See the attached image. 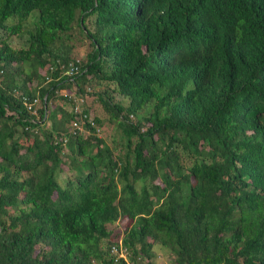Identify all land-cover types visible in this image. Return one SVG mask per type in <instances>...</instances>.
I'll use <instances>...</instances> for the list:
<instances>
[{"label":"trees","instance_id":"trees-1","mask_svg":"<svg viewBox=\"0 0 264 264\" xmlns=\"http://www.w3.org/2000/svg\"><path fill=\"white\" fill-rule=\"evenodd\" d=\"M0 32V264H264V0H0Z\"/></svg>","mask_w":264,"mask_h":264},{"label":"rangeland","instance_id":"rangeland-1","mask_svg":"<svg viewBox=\"0 0 264 264\" xmlns=\"http://www.w3.org/2000/svg\"><path fill=\"white\" fill-rule=\"evenodd\" d=\"M34 14H36V12H34ZM5 34L0 32V37L4 36ZM17 41V40H16ZM15 41V42H16ZM77 42H75V48L73 50V54L72 57L76 60V61H80L81 59H84V56L87 52V43L81 45L76 44ZM18 45H20V43H18ZM90 87V93H93V91H96L95 86H89ZM88 93V92H87ZM81 94L78 93L75 95V102H80L82 105H86L88 106V110L89 108L92 106L95 108V112L97 114V116L101 117L102 119H104L105 125L103 127H101V132H100V137L103 140H106L109 144L112 145V139H117V133H116V127L114 128L113 125L112 127L109 126V124L107 123L106 119H108V114L104 113L100 107V105L98 104L96 97L94 95H88V94ZM117 99H119V97L116 96ZM133 120H135V118H132ZM111 125V124H110ZM129 225V221L127 219H123V220H119L116 223L110 225V228H113V230L115 231V233H117V242L121 241L122 236L124 235V229L126 226ZM157 252H156V264H169V262L171 261L170 259V255L168 253V251L165 248H156Z\"/></svg>","mask_w":264,"mask_h":264},{"label":"clouds","instance_id":"clouds-1","mask_svg":"<svg viewBox=\"0 0 264 264\" xmlns=\"http://www.w3.org/2000/svg\"><path fill=\"white\" fill-rule=\"evenodd\" d=\"M77 62H79V61H75V62H69L66 66H65V69H64V72L63 73H65V74H67V75H69V76H71V75H73V74H75L77 71H78V66L77 65H75L74 63H77ZM77 68V70L74 72V68ZM77 91V90H76ZM90 91V88L89 89H87V92H89ZM57 93H59V92H57ZM60 94L61 95H66V92H64V91H62V92H60ZM76 94H78L77 92H75V93H73L72 95H68V97L71 99V101H72V104H71V112H72V115H73V119H72V121H71V123H70V127H71V130H72V132L73 133H77V132H82V133H85V134H87V133H89L90 131H91V129H90V127H94L95 126V123H94V121H93V119H92V117L90 116L89 117V115L87 114V112H88V106H86V105H82L81 107H82V114H85L86 115V117L85 118H83V121L80 123V125H81V127H80V129H78L77 127H75L74 126V123L75 122H77L79 119H78V115L77 114H75L74 113V105H75V95ZM36 100V99H35ZM33 103H34V100H33ZM36 105H38L39 103H38V100H36ZM90 109V108H89ZM81 114V115H82ZM38 115V112H37V109L36 110H34L33 112H32V117L30 118V120H31V122H34L35 121V119H34V116L36 117V119H39V117L37 116ZM38 121V120H37ZM100 130H101V128H96V132L98 133V134H100ZM120 253H122L123 254V256H121V257H124L125 256V254H124V252L123 251H120ZM119 256V255H118Z\"/></svg>","mask_w":264,"mask_h":264},{"label":"built area","instance_id":"built-area-1","mask_svg":"<svg viewBox=\"0 0 264 264\" xmlns=\"http://www.w3.org/2000/svg\"><path fill=\"white\" fill-rule=\"evenodd\" d=\"M77 70V68L75 67L74 68V72ZM36 102V100H34V103ZM82 104L80 102H75V105H74V113L78 115V121L74 123V126L77 127L78 129H80L81 125L80 123L83 121V118L86 117L85 114H82ZM31 105L28 104V108L30 109ZM82 114V115H81ZM114 249V253L118 252V255L119 256H123L122 253H120V251L116 248H113Z\"/></svg>","mask_w":264,"mask_h":264}]
</instances>
